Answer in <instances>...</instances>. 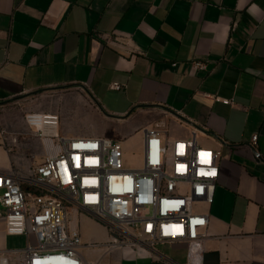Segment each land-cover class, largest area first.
I'll list each match as a JSON object with an SVG mask.
<instances>
[{
	"label": "crops",
	"instance_id": "obj_1",
	"mask_svg": "<svg viewBox=\"0 0 264 264\" xmlns=\"http://www.w3.org/2000/svg\"><path fill=\"white\" fill-rule=\"evenodd\" d=\"M0 63V133L9 101L70 86L119 126L158 125L168 142L195 132L220 167L201 264H264V0H0ZM4 137L0 173L22 175ZM104 229L85 261L188 264L182 243L105 253ZM10 236L0 217V254Z\"/></svg>",
	"mask_w": 264,
	"mask_h": 264
},
{
	"label": "built area",
	"instance_id": "obj_2",
	"mask_svg": "<svg viewBox=\"0 0 264 264\" xmlns=\"http://www.w3.org/2000/svg\"><path fill=\"white\" fill-rule=\"evenodd\" d=\"M196 67L204 69L200 63ZM113 87L121 90L123 85ZM24 121L35 137L58 143V151L45 156L31 174L0 173V217L6 232L27 237L24 248L1 253L2 264L12 257L17 264H101L102 258L91 263L81 255L80 230L70 226L72 208L107 228L105 253L182 243L188 264L202 263L210 215L201 206L214 202L220 167L219 153L200 145L195 132L168 142L158 125L145 127L142 162L133 168L126 164L120 140L62 136L60 116L53 112L30 111ZM0 134L8 138L6 129Z\"/></svg>",
	"mask_w": 264,
	"mask_h": 264
},
{
	"label": "rangeland",
	"instance_id": "obj_3",
	"mask_svg": "<svg viewBox=\"0 0 264 264\" xmlns=\"http://www.w3.org/2000/svg\"><path fill=\"white\" fill-rule=\"evenodd\" d=\"M30 111L53 112L60 116L61 135L78 133H105L108 137L118 139L133 153L125 158L129 167H139L141 157L139 150L143 144V129L140 121H131L128 126H119L107 119L106 110H97L88 94L79 86L55 87L39 92L24 94L9 101L1 113L2 129L9 136V147L14 156L15 165H19L22 175L31 174L36 164L45 156L55 154L58 147L55 141L40 139L26 127L24 115ZM131 126L133 130H131ZM16 139V141H14ZM203 205L201 206V208ZM70 226H78L83 238V245L95 242L106 232L92 216L70 211ZM107 233V232H106ZM27 237L10 236L9 248H24ZM2 254H0V264ZM9 264H17L15 258Z\"/></svg>",
	"mask_w": 264,
	"mask_h": 264
},
{
	"label": "bare ground",
	"instance_id": "obj_4",
	"mask_svg": "<svg viewBox=\"0 0 264 264\" xmlns=\"http://www.w3.org/2000/svg\"><path fill=\"white\" fill-rule=\"evenodd\" d=\"M47 140V139H46ZM50 140V139H49ZM2 262H3V260H2Z\"/></svg>",
	"mask_w": 264,
	"mask_h": 264
}]
</instances>
